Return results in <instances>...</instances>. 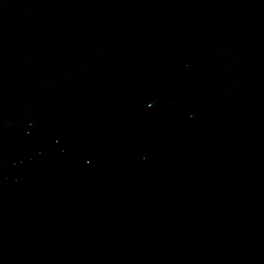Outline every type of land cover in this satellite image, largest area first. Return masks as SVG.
<instances>
[{
    "label": "water",
    "instance_id": "95a60500",
    "mask_svg": "<svg viewBox=\"0 0 264 264\" xmlns=\"http://www.w3.org/2000/svg\"><path fill=\"white\" fill-rule=\"evenodd\" d=\"M0 264H264V0H0Z\"/></svg>",
    "mask_w": 264,
    "mask_h": 264
}]
</instances>
